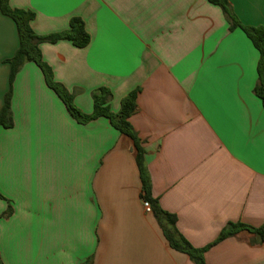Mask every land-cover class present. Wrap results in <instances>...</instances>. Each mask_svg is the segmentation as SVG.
Returning a JSON list of instances; mask_svg holds the SVG:
<instances>
[{
	"label": "crops",
	"instance_id": "crops-1",
	"mask_svg": "<svg viewBox=\"0 0 264 264\" xmlns=\"http://www.w3.org/2000/svg\"><path fill=\"white\" fill-rule=\"evenodd\" d=\"M239 22L264 27V0H227ZM33 31L90 36L41 43L74 105L92 113L106 87L113 113L137 90L129 121L145 151L151 196L194 248L229 223L264 226V108L253 90L258 52L208 0H9ZM0 13V109L18 48ZM13 125L0 128V264H193L143 209L133 142L99 118L79 124L25 63L12 83ZM206 264H264V240L242 231Z\"/></svg>",
	"mask_w": 264,
	"mask_h": 264
},
{
	"label": "trees",
	"instance_id": "trees-1",
	"mask_svg": "<svg viewBox=\"0 0 264 264\" xmlns=\"http://www.w3.org/2000/svg\"><path fill=\"white\" fill-rule=\"evenodd\" d=\"M208 2L218 6L229 24V29L241 30L258 52L256 67L257 82L253 92L261 101L262 108H264V27H249L241 24L232 13L227 0H208ZM0 13L14 22L19 42L18 48L12 58L6 61L9 65V88L0 109V128H10L13 125L10 103L12 83L16 74L25 63H34L41 70L48 88L61 100L68 114L77 123L87 124L99 118H104L108 120L115 130L133 142L136 152L135 163L141 183V197L150 204L151 213L172 250L185 254L193 264H206L204 254L212 246L242 231L257 234L261 240H264V226L256 229L242 223H229L209 245L202 248L192 247L178 232L176 228V217L164 211L159 206L157 199L151 196L150 179L145 163V151L129 121L136 109L138 91L135 90L126 95L121 101L119 111L113 113L108 106L111 93L108 88L100 87L92 93V113L85 114L74 105L73 96L61 84L54 80L51 68L42 59V54L39 49L41 43L54 44L60 40H65L69 41L76 48L81 49L86 47L90 41V36L84 27L83 21L78 17H74L70 20L67 30L46 36H39L31 27V22L34 19L32 12L12 8L9 0H0ZM0 198H2L1 195Z\"/></svg>",
	"mask_w": 264,
	"mask_h": 264
},
{
	"label": "built area",
	"instance_id": "built-area-1",
	"mask_svg": "<svg viewBox=\"0 0 264 264\" xmlns=\"http://www.w3.org/2000/svg\"><path fill=\"white\" fill-rule=\"evenodd\" d=\"M142 206H143V209L146 213H150L151 212V207H150V204L146 201H143L142 202Z\"/></svg>",
	"mask_w": 264,
	"mask_h": 264
}]
</instances>
